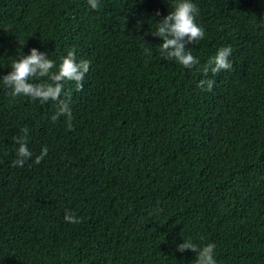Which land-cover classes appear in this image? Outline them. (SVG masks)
I'll list each match as a JSON object with an SVG mask.
<instances>
[{
  "label": "trees",
  "instance_id": "obj_1",
  "mask_svg": "<svg viewBox=\"0 0 264 264\" xmlns=\"http://www.w3.org/2000/svg\"><path fill=\"white\" fill-rule=\"evenodd\" d=\"M192 2V55L232 48L212 91L159 52L173 0H0V77L30 48L91 62L82 91L65 83L71 129L0 80V264H195L188 238L216 264H264V0ZM25 127L33 156L12 167Z\"/></svg>",
  "mask_w": 264,
  "mask_h": 264
},
{
  "label": "clouds",
  "instance_id": "obj_2",
  "mask_svg": "<svg viewBox=\"0 0 264 264\" xmlns=\"http://www.w3.org/2000/svg\"><path fill=\"white\" fill-rule=\"evenodd\" d=\"M91 9L99 8V0H87ZM172 11H169L156 24V31L152 34L158 37L162 43L159 44V52L165 60L175 61L186 69H192L200 65L198 71L205 79L197 82V87L202 90L212 91L215 81L208 79L209 73L218 74L221 70H231L232 64L228 59L232 53L230 46H223L210 56L206 63L201 65L200 60L194 57L187 44L201 40L205 36L204 29L196 23L199 14L198 6L192 0H173ZM160 13L157 11L156 15ZM145 54L151 55V47L144 49ZM90 61L79 59L75 55V49L67 51L65 56L59 58V62L48 58V54L30 48L27 55L21 53L18 59L12 60L10 71L0 77L4 86L10 91L7 93L15 99L19 96L28 97L33 101L39 100L46 103L54 101L57 111L52 115L51 120L56 122L60 116L67 117L66 124L72 128V112L69 107L68 94L64 92L66 82H74L77 91L83 90V80L89 71ZM55 69V70H54ZM46 78V79H45ZM39 80L40 82H30ZM62 94L66 97L61 98ZM28 129L22 128V136L12 137L18 147L15 150V159L12 167H23L25 162L33 156L27 147ZM48 154V149L42 148L40 154L35 156L34 163L39 164ZM65 222L79 224L81 219L75 213L66 210ZM214 243H207L200 246L191 238L185 239L176 246V250L183 253L190 250L195 253V264H216Z\"/></svg>",
  "mask_w": 264,
  "mask_h": 264
}]
</instances>
